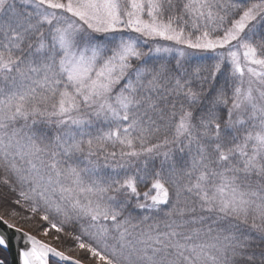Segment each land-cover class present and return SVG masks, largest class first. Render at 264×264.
<instances>
[{
    "label": "snow or ice",
    "instance_id": "snow-or-ice-1",
    "mask_svg": "<svg viewBox=\"0 0 264 264\" xmlns=\"http://www.w3.org/2000/svg\"><path fill=\"white\" fill-rule=\"evenodd\" d=\"M0 264H264V0H0Z\"/></svg>",
    "mask_w": 264,
    "mask_h": 264
},
{
    "label": "trees",
    "instance_id": "trees-1",
    "mask_svg": "<svg viewBox=\"0 0 264 264\" xmlns=\"http://www.w3.org/2000/svg\"><path fill=\"white\" fill-rule=\"evenodd\" d=\"M145 190H147V188L146 187H141V191H145ZM25 230H30L26 225H25Z\"/></svg>",
    "mask_w": 264,
    "mask_h": 264
},
{
    "label": "water",
    "instance_id": "water-1",
    "mask_svg": "<svg viewBox=\"0 0 264 264\" xmlns=\"http://www.w3.org/2000/svg\"><path fill=\"white\" fill-rule=\"evenodd\" d=\"M27 231V230H26Z\"/></svg>",
    "mask_w": 264,
    "mask_h": 264
}]
</instances>
